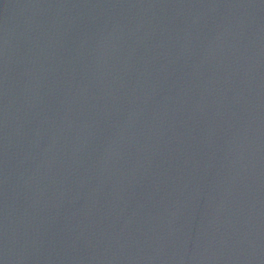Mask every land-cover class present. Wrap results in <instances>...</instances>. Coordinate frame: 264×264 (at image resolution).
<instances>
[{
    "label": "water",
    "instance_id": "1",
    "mask_svg": "<svg viewBox=\"0 0 264 264\" xmlns=\"http://www.w3.org/2000/svg\"><path fill=\"white\" fill-rule=\"evenodd\" d=\"M231 264H264V0H143Z\"/></svg>",
    "mask_w": 264,
    "mask_h": 264
}]
</instances>
